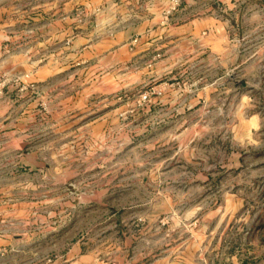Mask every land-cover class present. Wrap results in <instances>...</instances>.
Masks as SVG:
<instances>
[{
	"label": "rangeland",
	"instance_id": "obj_1",
	"mask_svg": "<svg viewBox=\"0 0 264 264\" xmlns=\"http://www.w3.org/2000/svg\"><path fill=\"white\" fill-rule=\"evenodd\" d=\"M66 1L86 63L0 64V264H264V0H195L194 45L183 0Z\"/></svg>",
	"mask_w": 264,
	"mask_h": 264
},
{
	"label": "crops",
	"instance_id": "obj_2",
	"mask_svg": "<svg viewBox=\"0 0 264 264\" xmlns=\"http://www.w3.org/2000/svg\"><path fill=\"white\" fill-rule=\"evenodd\" d=\"M163 3L166 6L168 0L159 2L160 12H163V8H165ZM159 9L156 10L158 13ZM185 9L191 13V17L185 21L186 23L183 26L191 30L192 38L190 36L181 37L179 40L181 42L185 41L187 45L191 43L194 45L196 40V1L183 0L181 10L185 11ZM73 20L72 5L66 0L63 5H58L56 0H47L44 3L39 0L38 3L34 2L32 6H26L20 0H0V64L15 58L19 63L30 67L33 77L38 81L53 80V78L61 75L64 77L71 76L74 55L79 56V52L74 54V50L82 51V57L80 56V58L84 59L81 63H86L88 60L83 57L88 52L86 51L88 40L79 36V34L74 36ZM150 23H152V20H150ZM113 47L115 49L131 50L128 44L121 40H114ZM11 51L13 54H10ZM1 69L2 66H0ZM162 69L159 68L160 72L169 68L162 67ZM64 88L65 90L68 89L66 85ZM177 92L180 91L172 87L165 91L166 94ZM3 153H5V150L4 152L0 150V156ZM83 248L82 243L74 247L77 257L73 264H90L87 263L88 261H84L89 255L85 253ZM145 249L141 261L138 262L124 257L119 258L116 264H153L151 258L147 259V250ZM149 253L151 254V250H149ZM161 259V264H169L165 254L164 256L162 254ZM236 264L246 263L241 261V263Z\"/></svg>",
	"mask_w": 264,
	"mask_h": 264
}]
</instances>
